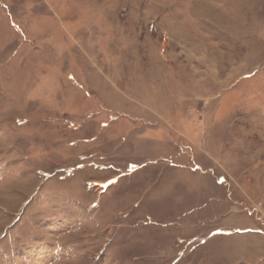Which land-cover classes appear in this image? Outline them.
I'll return each mask as SVG.
<instances>
[{"label": "rangeland", "instance_id": "1", "mask_svg": "<svg viewBox=\"0 0 264 264\" xmlns=\"http://www.w3.org/2000/svg\"><path fill=\"white\" fill-rule=\"evenodd\" d=\"M0 264H264V0H0Z\"/></svg>", "mask_w": 264, "mask_h": 264}]
</instances>
